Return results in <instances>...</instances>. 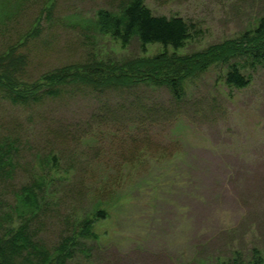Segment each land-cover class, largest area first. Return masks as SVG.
Returning a JSON list of instances; mask_svg holds the SVG:
<instances>
[{"label": "rangeland", "instance_id": "rangeland-1", "mask_svg": "<svg viewBox=\"0 0 264 264\" xmlns=\"http://www.w3.org/2000/svg\"><path fill=\"white\" fill-rule=\"evenodd\" d=\"M25 1L20 11L27 24H0V51L26 35L19 41L27 45L25 82L66 65L162 52L159 44L142 52L136 38L122 47L96 29L104 13L118 12L126 0H42L37 7L34 0ZM16 3L11 0L8 10L19 19ZM144 3L154 14L181 16L199 31L177 56L205 55L216 46L227 52L264 46V37L254 32L264 17V0ZM227 55L226 64L216 61L182 82L180 101L164 87L143 85L104 97L87 90L68 94L65 88L56 102L29 108L11 106L1 95L6 100H0V137L19 133L24 145L43 146L39 155L56 147L49 132L60 125H83L91 111L104 113L105 107L108 118L117 120L92 123L94 133L80 132L64 143L60 170H53L54 183L46 187L50 214L27 233L38 227L34 239L49 243L89 219L93 236L83 241L88 256L85 252L70 264H188L199 253L216 255L228 243L243 254L253 247L264 253V64L244 70L251 75L246 88L230 89L223 81L227 65L244 58ZM159 105L157 114L147 115ZM136 115L150 120L127 122ZM41 173L46 171L39 168ZM18 176L10 188L28 183ZM98 210L105 215L95 217Z\"/></svg>", "mask_w": 264, "mask_h": 264}, {"label": "trees", "instance_id": "trees-1", "mask_svg": "<svg viewBox=\"0 0 264 264\" xmlns=\"http://www.w3.org/2000/svg\"><path fill=\"white\" fill-rule=\"evenodd\" d=\"M3 1L5 2L0 3V7H4L0 8V20L3 19L0 22L1 26L6 24L16 28L20 21L27 24L24 20L25 11H20V8L26 6L25 0H16V10L20 11L19 19L8 10L11 0ZM34 1L37 7L42 0ZM41 15L42 12L39 11L36 18ZM100 17L101 15L98 18ZM24 22H21L20 26ZM98 24L100 27H97ZM95 27L97 30L100 29L102 34L119 41L122 47H126L133 38H136L142 52L146 51L147 45L152 44H159L162 52L152 57L138 56L118 62L98 63L92 60L85 64L66 65L45 72L35 81L28 83L25 82L29 81L28 75L25 76L28 73L29 64L26 61L27 52H25L27 45L24 46V43L22 45L19 42L26 35L21 36L19 41L0 51V100H6L2 97L5 94L11 106L29 108L42 105L47 101L56 102L58 96L64 94L61 90L65 88L70 89L68 94L87 90L97 92L104 97L111 91L123 92L143 85L151 88L164 87L170 93L171 99L173 95L174 100L180 101L183 95L180 84L199 72L204 73L211 65H215L216 61L226 64L231 58L227 54L234 58L237 56L244 58L243 62H231L227 65L223 81L224 85L230 89L246 88L251 82V75L246 74L244 70L248 67L255 69L264 64V46L261 44L248 47L250 49L241 47L229 52L224 50L223 46L219 50L216 46L212 48V51H206L205 55L196 53L189 56H177V51L182 49L189 40L195 38L199 31L195 29L194 23L181 16L154 14L145 5L144 0L124 1L118 12L104 13L101 22H97ZM254 32L264 37V17L261 18ZM10 95L12 96L9 99ZM161 107L163 105L152 106L147 115L157 114L158 108ZM130 110L133 109L130 107L128 111ZM99 111L101 110L91 111L87 116L88 121L83 125H60L57 127L59 130L49 132L57 142L56 147L50 148L42 155H39L40 150L42 153L45 149L41 144L24 145L19 133L15 136L0 137V264H70L85 252L88 256L89 249L83 241L93 235H91V221L86 217L77 224L80 225L79 228L70 226V230L74 231L72 234H65L63 231L49 243L43 239H34L39 232L38 227L34 226L33 231L29 233L27 231L33 223H37V226L42 217L46 218L50 214L51 203L46 201V187L54 183V181L51 182L54 178L53 174L55 176L53 170H60L64 157L62 148L64 143L72 141L73 137H77L80 132L83 135L94 133L92 123L117 121L108 118L111 115L110 109L107 110L104 107V113ZM148 116H132L127 118L129 119L127 122H134L132 118H140L141 120H135L143 124L150 120ZM89 136L93 137L92 134ZM39 137L41 138L42 135ZM91 162L93 161H89V164ZM35 168L38 170L43 168L46 173L38 176V170L34 172ZM27 170L30 174H27ZM81 170L83 173L87 171L82 168ZM17 171H20L19 176ZM17 176L26 178L28 183L17 185L18 189L15 190L10 188V183ZM9 194L14 196L11 202L8 200ZM103 215L105 211L98 210L94 216ZM229 245L230 243L228 247L219 249L221 251L216 255L209 253L205 257L203 253H199L188 264H264V253L261 249L253 247L249 254H243L241 250L232 249Z\"/></svg>", "mask_w": 264, "mask_h": 264}]
</instances>
